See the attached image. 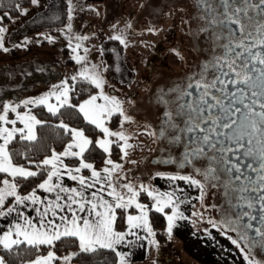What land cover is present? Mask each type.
<instances>
[{
  "label": "snow or ice",
  "instance_id": "6c2138e0",
  "mask_svg": "<svg viewBox=\"0 0 264 264\" xmlns=\"http://www.w3.org/2000/svg\"><path fill=\"white\" fill-rule=\"evenodd\" d=\"M31 2L36 4L37 0ZM198 8L204 21L200 31L212 40L214 55L183 81L161 90L156 98L163 107L160 126L148 132L169 146L183 148L180 157H169L163 163L191 168L193 174L156 176L185 181L200 189V198L208 186L221 190L226 208L219 222H210L240 250L246 264H264V0H198ZM4 32L0 27V34ZM111 39L124 43L118 36ZM79 47L77 44L76 48ZM74 59L87 63L79 55ZM94 69L95 66H85L71 77L72 81L82 79L101 89L99 95L90 96L79 105L70 103L69 92L74 86L67 81L53 86L49 94L23 103L44 106L53 116L65 106L77 108L84 121L103 134L95 143L83 129L71 128L61 121L57 127L69 137L64 150L53 149L39 163L25 153L27 163L20 164L9 145L17 138L34 144L38 140L37 127L46 126V121L30 114V110L9 119V113H16L18 105H0V220L12 218L7 231L0 233V248L10 254L13 248L25 245L40 252L41 246L54 249L58 241L66 238H72L79 248L78 253L64 257H57L50 250L46 255H37L29 264H54L57 260L67 264L81 253L100 249L115 253L118 264H126V254L119 252L117 246L131 243L128 236L139 241L155 235L149 224L150 211L165 213L166 208L171 209V215L165 213L169 236L174 221L184 218L178 212L183 199L176 195L177 189L160 192L143 182L133 184L127 174L118 175L123 165L110 158V145L116 141L109 138L124 142L117 144L124 154L122 159L132 145L124 131L113 132L107 123L118 115L123 128L131 116L118 98L102 91L104 80ZM52 99L55 103L49 102ZM98 100L104 102L97 103ZM17 121L23 127L17 128ZM9 124L11 128L4 126ZM93 147L107 154V167L97 170L87 162L85 154ZM68 158L78 161V166L69 167L65 163ZM84 170L90 175L85 176ZM37 177L43 178L31 191L22 194L21 181ZM66 179L79 187L66 185ZM141 194L153 203H140ZM133 207L137 215L128 212ZM117 210L126 213V231L116 230ZM26 212H35L36 216ZM136 230L147 233V237ZM229 233H234L235 238ZM0 264H6L2 256Z\"/></svg>",
  "mask_w": 264,
  "mask_h": 264
},
{
  "label": "flooded vegetation",
  "instance_id": "af4514ba",
  "mask_svg": "<svg viewBox=\"0 0 264 264\" xmlns=\"http://www.w3.org/2000/svg\"><path fill=\"white\" fill-rule=\"evenodd\" d=\"M78 1L82 4L91 3V6L99 8V14L90 19L85 30L88 37H92L89 46L94 44L90 60L98 68L105 90L109 91L111 84H115L121 91L110 90L109 95L121 97L126 103L130 102L131 106L134 102L139 103L135 110L130 108L131 112H135L136 115H133L139 123L137 130L147 134L157 130L163 113V107L156 99L161 90L183 81L214 55L212 40L200 31L204 21L198 8V0ZM112 36L120 37L124 43L119 39H111ZM43 74L37 72L34 79L42 80L45 76ZM141 146L146 150L150 149L148 163L155 169V174L152 175L154 178H159L163 183H179V189H183L181 195L195 194L196 212L200 219L192 220L195 219L190 214H193L192 208L178 210L184 218L174 221L172 234L169 236L165 213L171 215V210L166 208L165 213L156 212L157 219L165 222L163 240L159 241L155 237L157 244L162 245L155 249L157 263L186 264L182 258L184 250L187 259L195 264H215L224 257L232 263L236 260V264H246L241 254H237V257L230 256L229 249L233 244L210 222H219L222 210L226 208L222 191L208 186L200 198V189L185 181H170L156 176V173L164 176L193 174L191 168L180 169L176 163H163L169 157L175 159L181 156L183 148L180 145L169 146L149 135V140ZM229 235L235 238L234 233ZM225 250L228 256L221 255Z\"/></svg>",
  "mask_w": 264,
  "mask_h": 264
},
{
  "label": "rangeland",
  "instance_id": "374dc122",
  "mask_svg": "<svg viewBox=\"0 0 264 264\" xmlns=\"http://www.w3.org/2000/svg\"><path fill=\"white\" fill-rule=\"evenodd\" d=\"M22 12L26 14H20L16 20L4 27L5 32L0 34V37H2L0 44L3 45L0 47V105L9 103L11 99L9 93L14 91L17 95H22L19 104L11 103L13 106L18 105L16 112L20 110V107L26 109L23 101L36 98L40 95H46L53 91V86L59 85L62 81H67L73 75H77L83 67L86 66L92 69L95 66L90 60L94 44L89 46L92 42V37H88L85 27L91 18L93 19L99 14V8L91 6V3L82 4L78 0H37L36 4L30 1V4ZM49 25L54 28V32L42 30L44 26ZM69 25L71 26L70 29L68 28ZM26 28L31 29L27 34H25ZM75 37H84V39L78 40ZM77 44L80 45L79 48H76ZM73 48L76 50L73 51ZM85 49H87V52H85ZM77 55L85 57L87 63H77L74 59ZM68 60L71 63H67ZM38 70L44 73L43 75L45 76L42 80L37 81L34 79L32 72H38ZM94 70L99 73L96 66ZM4 74L5 79L1 80ZM21 84L24 85L21 87L23 89L18 88ZM110 90L121 91L115 84H111ZM102 91L106 95H109V91L105 90V85H103ZM100 92L101 89L96 88V95H99ZM116 98L122 102V107L126 105L129 107L123 109L131 116V121L124 123L123 128H121L122 118L119 116L117 121L118 125L115 130L109 129L113 132L124 131L130 137L128 143L132 145V147H128L125 150L127 155L123 159L122 156L124 154L121 152L120 147L117 150L119 160H115L110 156L114 162L123 165V169L118 175L123 176L127 174L129 181L133 184L138 185L143 182L145 185H149L160 192H170L174 188L177 189L176 195L183 199V202L179 204L178 210H191L192 208L193 214H190L195 218H192V220L200 221L196 212L197 203L194 193H184L181 195V191L178 190L180 187L179 183H163L160 182L161 180L159 178L152 176L155 174V169L151 168V165L148 163L150 149L146 150L143 148L144 146H141L142 143L149 140V135L137 130V124L139 123L134 116L136 114L130 110V108L135 110L138 102H134L131 106L130 102L126 103L121 97ZM144 113H147V111ZM102 135L100 134L97 139L102 138ZM109 139L116 141L115 144L123 145L124 143L123 141H117L115 137ZM110 151L112 152L111 145ZM106 158H108L107 154H105L101 161V169L107 167L104 163ZM113 179H117V176H114ZM117 190L124 191L123 189ZM138 200L140 203H146L147 205L149 201V205L153 203L146 194H141ZM149 240H155L156 243L150 244L148 242L145 260L139 263L126 261V264H155L153 257L155 249L157 246L162 245L157 244L155 235L149 237ZM174 249L176 251V248ZM229 250L231 257H237V254H241L240 250L234 245ZM220 251L222 250L220 249ZM72 253L74 252L68 251L66 254L61 255V257ZM182 255L184 263L195 264L187 259L188 257L184 254V250H182ZM221 255L228 256L227 250L221 253ZM223 259L215 264H236L237 262L236 260L233 263L226 261L227 258L225 257Z\"/></svg>",
  "mask_w": 264,
  "mask_h": 264
},
{
  "label": "trees",
  "instance_id": "16d2710c",
  "mask_svg": "<svg viewBox=\"0 0 264 264\" xmlns=\"http://www.w3.org/2000/svg\"><path fill=\"white\" fill-rule=\"evenodd\" d=\"M31 0H0V27H6L14 20H16L23 9H25ZM7 13V15H5ZM42 30H49L54 32L52 26H44ZM67 63H71L70 60ZM69 85L74 86V90L69 92L70 103L73 105H79L83 103L86 99L92 96L96 92V87L90 82L78 79L77 81H72L71 78L67 79ZM33 115H35L39 120L46 121V126L37 127L38 140L34 144H30L26 141H20L19 138L14 140L10 145L9 149L14 154V159L20 164H26L27 162L23 158L25 153L39 163L45 156L51 155V151L55 149L57 152H61L64 149L65 144L68 142L69 137L63 134V130L58 128L57 125L62 121L71 128L83 129L85 135L90 139L95 141L98 136L102 133L93 126L88 125L83 116L79 113L75 107H67L60 109V112L53 116L48 110L43 106H36L31 109ZM118 116L115 115L108 122L110 129L114 130L118 125ZM111 157L115 160H119L117 156V144H111ZM87 162L92 163L96 169L101 168V161L105 156L102 149L93 147L89 152L85 154ZM69 166H74L78 163L75 159L69 158L66 160ZM43 177H37L32 181H21V193L24 194L36 183L40 182ZM125 212L123 210H117V223L116 229L122 230L124 228L125 222ZM157 214L155 211H150L148 213L149 224L155 233V237L161 241L165 235V222L163 220L157 219ZM54 250L57 257L66 254L68 251L74 253L79 252L78 243L72 238H66L58 241L54 249L49 247L41 246L40 252L35 249L29 248L25 245H21L19 248H13L12 252L9 254L2 248H0V256L4 257L6 264H26L34 260L37 255H46L48 251ZM118 257L115 253L100 249L95 253L84 254L74 257L71 262L72 264H117ZM56 264H61L56 261Z\"/></svg>",
  "mask_w": 264,
  "mask_h": 264
},
{
  "label": "crops",
  "instance_id": "0c3cea01",
  "mask_svg": "<svg viewBox=\"0 0 264 264\" xmlns=\"http://www.w3.org/2000/svg\"><path fill=\"white\" fill-rule=\"evenodd\" d=\"M31 30V29H30ZM29 28H26V32L25 34H27L29 31ZM31 49V48H30ZM38 72H40L38 70ZM47 72V71H46ZM33 73V77H36L37 75V71H34L32 72ZM2 76V75H1ZM2 79H5V74L1 77V80ZM23 87V84H21L20 86H18V88H21ZM23 89V88H21ZM20 89V90H21ZM9 92H11L9 90ZM11 95V99H10V102L9 103H17L19 104L21 99H22V95H17L16 93H14V91H12L11 93H9ZM8 94V95H9ZM49 94V93H48ZM41 97L38 96L36 98H39ZM35 99V98H33ZM50 103H55V100L52 99L49 101ZM85 102V101H84ZM104 101L103 100H98L97 103H103ZM36 106H33V105H26V109L23 108V107H20V110L16 113H12L10 112L9 113V119H15L16 118V115L17 113L21 114V115H24L26 112H28L30 110V114H32L31 112V109L34 108ZM44 107V106H43ZM46 110L47 108L44 107ZM33 115V114H32ZM112 119V118H111ZM110 121V120H109ZM108 121V122H109ZM5 127H9L11 128L12 125H4ZM107 126H108V123H107ZM16 127L17 128H20V127H23V125L17 121V124H16ZM115 130V129H114ZM64 150V149H63ZM62 150V151H63ZM61 151V152H62ZM69 159V158H68ZM67 160V159H66ZM66 160H65V163H66ZM67 164V163H66ZM75 166H78V163L75 165ZM75 166H69V167H75ZM101 169V168H100ZM100 169H97V170H100ZM83 174L85 176H88L90 175V173L88 172V170H84ZM65 184L68 185V186H72V187H79L78 184H76L75 182L71 181V180H65ZM31 191V190H29ZM28 191V192H29ZM27 193V192H26ZM24 193V194H26ZM39 195H45L44 193H38ZM128 212H130L131 214L133 215H137L138 212L135 208H131L128 210ZM27 215H30L32 217H35L36 216V213L35 212H26ZM125 222H124V228L122 230H117V231H126L127 230V224H126V213H125ZM11 217L8 218V220H0V233L4 232V231H7L8 227L10 226V221H11ZM138 231V234L139 235H142V236H146L147 237V233L143 232V231H140V230H136ZM127 240L128 241H131V243H128V244H124V245H120V246H117V250L119 252H121L122 254H126L125 255V261H129V262H142L145 260L146 258V252H147V247H148V240H149V237H147V239H144V240H136L135 236H128L127 237ZM154 260H155V264H158L156 259H155V252H154ZM119 259V258H118ZM58 262H60L59 260H57ZM26 264H29V263H26ZM54 264H56V261L54 262ZM67 264H72L71 261H68Z\"/></svg>",
  "mask_w": 264,
  "mask_h": 264
}]
</instances>
